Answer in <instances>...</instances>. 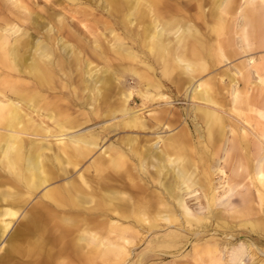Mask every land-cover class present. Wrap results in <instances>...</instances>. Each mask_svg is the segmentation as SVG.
Masks as SVG:
<instances>
[{
	"label": "rangeland",
	"instance_id": "1",
	"mask_svg": "<svg viewBox=\"0 0 264 264\" xmlns=\"http://www.w3.org/2000/svg\"><path fill=\"white\" fill-rule=\"evenodd\" d=\"M214 1L147 0L138 10L127 0H0V264H264L255 165L264 156V73L247 63L264 61V7L244 35L239 13L220 15ZM154 33L169 74L149 49ZM38 62L48 86L35 80ZM208 115L221 137L209 136ZM133 117L135 126L124 123ZM28 157L39 161L42 186L30 185ZM80 178L84 203L57 213L72 242L125 247L116 262L86 249L58 253L42 244L47 230L21 227L48 189ZM110 191L111 207L101 197Z\"/></svg>",
	"mask_w": 264,
	"mask_h": 264
},
{
	"label": "bare ground",
	"instance_id": "2",
	"mask_svg": "<svg viewBox=\"0 0 264 264\" xmlns=\"http://www.w3.org/2000/svg\"><path fill=\"white\" fill-rule=\"evenodd\" d=\"M127 2H134L135 3V7L138 10L141 9V8H147V6H148L146 4L147 3V0H127ZM240 3H241V6H240ZM212 5L215 6L213 9H216L217 13L220 14V15L226 14V13H230L232 15H235L236 13H239V15H240V17L242 19V25H244L243 23H246L247 22L246 24H248V22H253L254 21V18L256 19V17H258L259 14H261V10L264 7V0H215L214 2H212ZM163 10H164V12L167 11L166 9H163ZM154 11L156 13H158L161 18H163L164 14L161 12L162 10L161 11L159 10V7L158 6H157V8L154 7ZM142 16L143 17L145 16L144 13H141L140 14L139 20H141V17ZM179 22H181V21H179ZM246 27H247V25H244L243 28L241 29V31H242V33L244 35H246V33H247V28ZM17 28H19V27H17ZM151 37H152V39H151L152 41L150 43L149 49L151 48V50L157 56H160L161 57V59L163 61V65H164V73L165 74H169V71H168L169 70V63H168L167 59L166 58L164 59V57L162 56L167 51L166 50V45L164 44V41H162V39L160 38V35L158 36L156 33H154L153 35H151ZM8 39H9V37H8ZM250 48H251V45L248 46V48L246 49V51H248ZM221 57H225V56L223 54H221ZM225 60H227V58H225ZM247 63L250 66L249 68H254L255 69V72L256 73H261V72L264 73V61L263 62H260L259 64L253 65L252 64L253 63V60L252 59H249L247 61ZM32 68H33L35 80H36L37 84L40 87H45V86H48V85L51 84L52 78L48 74V72H47V70H46V68L44 67L43 64H41L40 62L33 63ZM245 70H248V69H245ZM237 72L240 73L239 70ZM109 82L107 84H105L106 85L104 87L105 89L102 90V97L103 98H105L107 96L108 90H110V87L111 86H110ZM198 86H201V84L200 83L197 84V88H198ZM14 92L18 93L19 92V88L15 89ZM198 93H199V91L198 92H196V91L192 92L193 97L199 99V94ZM240 96L241 95L237 91H234L232 93V102H233V104H236V102L239 101V99H240L239 97ZM144 98L145 99H148L149 98V95L148 94H144ZM30 99H33V98H30ZM28 103H29V101H28ZM223 109H225V108H223ZM200 112H201V110H200ZM208 118L211 121L209 123L210 124V133H209V136L210 137H221L222 136V129H221V127L217 123H216V127H215L214 121L216 120V118L215 117H211L210 118L209 115H208ZM135 120H136L135 117H133L131 119L129 118V119L125 120L124 123L126 125H134L135 126ZM212 124H214V126ZM263 125L264 124L261 123V126H263ZM262 131L263 130H261V133H262ZM9 137L10 138H13L14 136L11 134ZM76 137L77 138L80 137L77 140L84 141V143H86V140H85L86 138H81V137H84V136L81 135V136H76ZM164 144L167 145V146L171 145V140H168V139L165 140V143ZM74 145H76V144H74ZM12 149H13V146L11 144H7V146H5L4 150L2 151V157L3 158H6L10 154V151ZM258 159L259 160H258L257 164H255L257 166L256 167V175L259 176V178L260 177L262 178V177H264V156H262L261 158H258ZM39 170H40V165H39V161H37V157L34 160L32 158L28 157V159H27V171H28V176H29L28 177L29 178L28 180L30 182V185L37 186L38 187V186H42V184H44L46 182L45 179H41V177L39 176ZM52 178H53V175L50 174L48 176V179H52ZM81 183L82 184H85V181L82 178H80V183L76 181L75 183L73 182V184H71L70 186L68 185V186L61 187V188H58L57 187V188H50V189H48L43 194V196H42V198H44V201L43 200L40 201V202L37 201L36 204H34L30 208V213L31 214L29 215V218L26 220V222L21 225V227L24 228V229H26V231H31V232L32 231H35V233L36 232H39V231H42L43 232V229H44V231L47 230L48 235H45V237H47V240L49 242L48 243H42V244L51 246L52 248L56 249V251L58 253L67 252V248H70L71 249L70 251H76L77 253L80 252V250L83 251V250L86 249L82 253H84V252L94 253V254H96L94 256H97V258L107 259L109 255H115V257H113V260H114L113 262H116L118 260V255L124 254V250L123 249L125 247H123V246H117V245L116 246H112L111 242L108 241V240L105 241V244H103V242H104L103 241V242L99 243L98 245H92L91 246L89 242L83 241L82 237H78L76 241L72 242V239L74 238V233H73L74 230L71 227V225H69L68 222H65L64 216H61L60 214H58L59 213L58 211H60L61 213L72 212L75 209V207L81 206L84 203V200H85V198L83 196L84 194L82 195V193L84 192V190L82 188ZM165 188H166V186H165ZM162 190H163V188H162ZM166 190H168V187H167ZM104 191H107V189H105ZM92 192L94 194H96V191H92ZM109 193L110 194L108 196H106V198L103 195H101V197H103L102 199H104V202L107 203V206H110L111 207L113 205L112 203L115 202L114 194H113L114 191H110ZM7 197H8V193H6V192L5 193H2L1 192V195H0V198L1 199H6ZM155 200H156V198L150 199V201L148 202V204L151 205L152 203H155ZM167 202H169V201H167ZM137 208H138V206H137ZM132 210H134V209H132ZM2 212H3L2 213L3 216H6L7 214L10 215V212L7 211V210H3ZM209 213H211V212H209ZM211 217H213V216L211 215ZM102 219H104V218H102ZM186 222L188 223V221H186ZM191 223H193V222H191ZM189 224H190V222H189ZM6 227H7V224L5 222H2L1 227H0L1 228L0 231L1 230L4 231ZM99 228L100 227H95V230L96 229L98 230ZM18 232H17V234H18ZM227 238H228V236H227ZM123 239H125V241H127L126 238H123ZM238 249H240V248H238ZM82 253H81L80 256L82 258H84L85 255L84 254L82 255ZM243 255H244V252L242 250L233 252V257H242ZM254 255H255V253H254Z\"/></svg>",
	"mask_w": 264,
	"mask_h": 264
}]
</instances>
